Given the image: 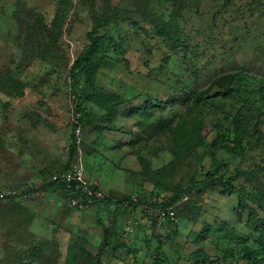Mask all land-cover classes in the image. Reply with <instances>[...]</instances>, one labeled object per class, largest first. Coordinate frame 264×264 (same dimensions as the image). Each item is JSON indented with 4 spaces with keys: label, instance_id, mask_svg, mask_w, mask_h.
Instances as JSON below:
<instances>
[{
    "label": "rangeland",
    "instance_id": "1",
    "mask_svg": "<svg viewBox=\"0 0 264 264\" xmlns=\"http://www.w3.org/2000/svg\"><path fill=\"white\" fill-rule=\"evenodd\" d=\"M149 1L0 0V264H243L242 244L263 245L264 0ZM110 15L74 92L72 67ZM149 19L177 22L189 50ZM225 74L241 80L224 99ZM77 165L83 195L41 191ZM214 170L245 176L235 193L193 187ZM182 191L174 224L149 206ZM123 198L138 206L118 211Z\"/></svg>",
    "mask_w": 264,
    "mask_h": 264
},
{
    "label": "trees",
    "instance_id": "2",
    "mask_svg": "<svg viewBox=\"0 0 264 264\" xmlns=\"http://www.w3.org/2000/svg\"><path fill=\"white\" fill-rule=\"evenodd\" d=\"M153 0H150L149 2H152ZM178 2L177 0H169V2ZM168 2V3H169ZM179 3V2H178ZM177 9V7L175 8ZM179 10V9H178ZM178 15V14H176ZM113 19H115L114 15H110L107 19H106V23L105 22H101L98 23L96 25V27L94 28V30L89 33L88 38L90 41V45H88L82 55L76 60V62L74 63V66L72 67V70L70 72V77L71 80L73 81V91L76 92L77 91V87L79 86V79L82 75L84 74H88L92 67L93 64V55H95L96 53H98L99 51V45H97L96 42V38L95 35L97 34V32L99 31V29L103 26H106L107 23L113 21ZM149 19V23H154V25L152 26V29L154 30L153 32L156 33L157 35L161 36L162 38H166L171 42H175L176 39L175 37H181L182 38V43L183 46H185L187 48V50H189V45L190 42L193 40L192 38H188L187 36H184L178 23L175 22L174 24H170V27H168V23L164 24H160L157 23L155 24V21H151ZM30 39V36L28 37V40ZM200 46L197 47V51L200 49ZM195 51V52H197ZM194 53V52H193ZM191 53V55L193 54ZM187 58V57H185ZM193 66V65H192ZM116 67V65L114 66V64L112 63L111 60H106L103 65L102 68H104L106 71L109 68H114ZM196 67V66H195ZM197 69V68H196ZM2 76V75H1ZM241 75L238 74H225L222 78L217 79L216 83L213 82V86H217L218 91L216 96L217 97H222V98H227L229 96H231V94L233 93V86L234 84H238V82H240ZM4 81V80H3ZM264 90V89H263ZM206 92V93H205ZM207 91H204L203 93H201V95L207 94ZM262 99L264 100V91H262ZM190 100L192 99V101L195 104H201L202 103V97H199L195 92H191L190 97H188ZM204 105V104H203ZM76 113L80 116V123L84 124L90 121V112H89V108L87 105V100L85 98H79L78 99V103L76 106ZM234 128H233V133L235 136V143H238V145H241V134H242V126H241V122L237 119H234ZM221 143H226V138L224 136H219L217 138V141L213 144V149L215 151H218L220 149V144ZM76 149V141H74L73 143V151H75ZM72 167V166H71ZM71 167L66 168L65 170H63L61 173H59L60 175H64L66 174ZM241 176H245L244 174H237L233 177H228L227 179H224L222 177L219 176V171L218 170H214L212 172H209L208 174H206L204 176V179L201 181H195L193 183V187L197 188V187H202L207 183H217L220 184L225 190L230 191L232 193L236 192V188L234 186V182H236L237 180H239V178H241ZM41 191L44 192H48V193H55V192H63L65 194H67V196L73 197V198H77L79 195H83V189L81 188V181H73L72 183H67L65 181L59 180V181H52L49 184L43 186L41 188ZM187 192V191H186ZM186 192L182 191V192H178L174 198L169 202V203H162V204H150L149 206L152 207L153 209H156L160 212H168L170 210L173 209V207L176 206V204L181 200V198L186 194ZM238 192V191H237ZM238 196L240 198H242L243 196L238 193ZM10 198V197H8ZM98 198V197H96ZM114 199L109 198V199H104V202L106 203H111ZM93 202H95V200H92ZM240 205L242 207L245 206L244 202L240 203ZM138 206L137 203H134V201L130 198H123V199H119L116 200V209L118 211H123L126 210L128 208H136ZM176 214V212H175ZM177 218V216H176ZM250 218H253L252 215H250ZM169 224H174V221H170L169 219L166 221ZM224 239L230 241L231 238L230 236L227 235V237H223ZM229 254L231 256H233L235 253L231 250L229 252ZM239 256L240 258L243 260V264H264V241H263V245H259V246H248L245 244H242L240 246V250H239ZM203 257H205L204 254H197L196 258L197 260H201ZM97 263L95 264H99V259L96 258Z\"/></svg>",
    "mask_w": 264,
    "mask_h": 264
},
{
    "label": "built area",
    "instance_id": "3",
    "mask_svg": "<svg viewBox=\"0 0 264 264\" xmlns=\"http://www.w3.org/2000/svg\"><path fill=\"white\" fill-rule=\"evenodd\" d=\"M83 177V171L80 166H72L70 170L64 175H57L54 177V181H65L67 183H72L73 181H81ZM98 197L102 196L101 193L97 195ZM163 219L176 221V214L174 211L170 210L168 212H162Z\"/></svg>",
    "mask_w": 264,
    "mask_h": 264
}]
</instances>
